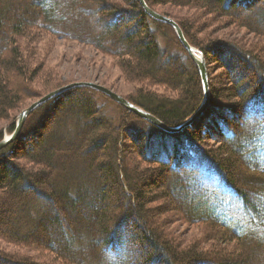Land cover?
Here are the masks:
<instances>
[{"label": "trees", "instance_id": "1", "mask_svg": "<svg viewBox=\"0 0 264 264\" xmlns=\"http://www.w3.org/2000/svg\"><path fill=\"white\" fill-rule=\"evenodd\" d=\"M123 1L0 0V118L19 106L10 81L31 72L20 39L37 28L114 57L135 82L176 92L126 97L167 125L193 115L202 79L175 29L139 0ZM145 1L169 17L155 4L208 8L264 36V0ZM174 20L206 63L215 59L228 76L215 82L209 69L210 102L196 129L168 133L97 90L64 91L0 150V241L53 253L62 264H264V58L235 42L193 36L194 22ZM160 30L173 34V50ZM100 97L117 105L118 119ZM216 101L225 103L213 107ZM15 127L14 118L9 132ZM203 139L220 145L208 150ZM166 203L188 224L209 225L214 241L235 244L182 247L160 216ZM0 264L43 263L0 248Z\"/></svg>", "mask_w": 264, "mask_h": 264}, {"label": "rangeland", "instance_id": "2", "mask_svg": "<svg viewBox=\"0 0 264 264\" xmlns=\"http://www.w3.org/2000/svg\"><path fill=\"white\" fill-rule=\"evenodd\" d=\"M111 1L116 4L121 3L125 5L123 0ZM259 2L254 4H258ZM155 8L164 13H168L170 17L179 19L182 22L184 20L194 22V31H197L198 34L195 35L192 31L193 36L202 39L207 38V40L218 39L220 41L235 42L241 44L253 53L256 51L261 52L260 55L264 58V36L236 22L233 18L222 17L219 14L213 15L214 13H211L208 8L207 10H198L193 7L159 6L158 4H155ZM158 35L161 42L169 49L173 50L177 46L174 36L170 31L160 30ZM20 49L25 58V62L29 66V72H31L25 76L12 75L11 77L10 86L18 92L20 102L14 111L9 112L8 117L5 119L0 118V130H3L4 138L12 133L9 132V128L14 118L17 121V117L22 110L30 107L34 102L52 92L54 88L60 85L64 86L73 82H95L110 88L125 98L136 95L140 89L145 91L150 90L165 97L177 96L176 92L165 87V85L155 84L150 81L135 82L123 73L114 57L103 54L93 46L59 37L46 29H33L31 33L26 34L23 39H20ZM214 60H210V64H207V69L209 75V69L211 68V76L217 82V79H224L228 76L225 75V71ZM102 101L111 115L118 119L119 108L114 103L115 101L110 103L105 98ZM216 103L212 106L216 107V105H222L225 102L219 101ZM194 123L191 126L196 129ZM204 124L205 120L202 129ZM203 142L206 144L208 150L217 148L220 145V142L214 141L213 139H203ZM161 203L163 202L156 201L152 206H158ZM163 207L164 211H162L160 216L165 219V228L171 233L177 244L182 247H186L196 240L200 242L199 244L203 249H209L213 244H217V246L224 245V243L229 246L235 244L234 241L223 240L222 238H220L221 241H214L212 239L214 232L210 230L209 225L188 224L178 216L179 214L175 211L173 205L171 206L170 203H166ZM0 248L17 256H29L43 264H62L58 261V258L56 259L53 253L43 251L40 254L22 245H15L5 241H0ZM132 255H135V253L132 252ZM255 258L253 257L252 262ZM260 260L261 258L254 261V264H260Z\"/></svg>", "mask_w": 264, "mask_h": 264}, {"label": "water", "instance_id": "3", "mask_svg": "<svg viewBox=\"0 0 264 264\" xmlns=\"http://www.w3.org/2000/svg\"><path fill=\"white\" fill-rule=\"evenodd\" d=\"M139 2L143 6L144 10L149 14L150 17H152L153 19L159 22L169 24L175 29L180 42L186 48V50L188 51L189 55L195 62L200 72L203 89H204V97H203V101L201 105L193 113V115L187 118L179 126H175V127L169 126L163 121H161L159 118H157L155 115L151 114L150 112L143 109L142 107L132 103L130 100L114 92L110 88H107L95 82H73L65 86H62L56 90H53L52 92L48 93L44 97L34 102L30 107L22 110L17 117L15 130L9 136H6L3 140L0 141V150L5 148L7 145H9L11 142H13L14 140L18 138V136L21 134L23 130L26 119L30 113H32L35 109H37L38 107H40L47 101L53 99L54 97L58 96L64 91L74 88V87H89L94 90H97L98 92L106 95L107 97L115 101L117 104L133 112L140 118L150 122L151 124L159 127L160 129L168 133H177V132L184 130L185 128L191 126V124L194 123L205 112L206 108L209 105L210 97H211L210 96L211 95L210 86H209V75H208V69H207V63H206L205 57L202 54H200L197 51V49L189 43V41L185 37V34L182 28L179 26L176 20L150 8L145 0H139Z\"/></svg>", "mask_w": 264, "mask_h": 264}]
</instances>
